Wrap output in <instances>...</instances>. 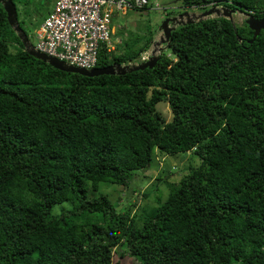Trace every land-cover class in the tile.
I'll list each match as a JSON object with an SVG mask.
<instances>
[{
    "label": "trees",
    "instance_id": "trees-1",
    "mask_svg": "<svg viewBox=\"0 0 264 264\" xmlns=\"http://www.w3.org/2000/svg\"><path fill=\"white\" fill-rule=\"evenodd\" d=\"M11 1L30 39L19 19L30 0ZM157 7L264 18V0ZM153 32L101 45L96 68L136 61ZM253 38L216 17L177 28L153 69L85 77L29 55L0 4V264H264V30ZM157 152L201 163L163 170L133 202Z\"/></svg>",
    "mask_w": 264,
    "mask_h": 264
},
{
    "label": "built area",
    "instance_id": "built-area-1",
    "mask_svg": "<svg viewBox=\"0 0 264 264\" xmlns=\"http://www.w3.org/2000/svg\"><path fill=\"white\" fill-rule=\"evenodd\" d=\"M149 0H56L53 11L35 31L36 50L72 66L96 67L99 48L115 49L113 19L145 9ZM149 51L128 64L147 62Z\"/></svg>",
    "mask_w": 264,
    "mask_h": 264
},
{
    "label": "rangeland",
    "instance_id": "rangeland-1",
    "mask_svg": "<svg viewBox=\"0 0 264 264\" xmlns=\"http://www.w3.org/2000/svg\"><path fill=\"white\" fill-rule=\"evenodd\" d=\"M151 5L149 6L148 11L144 12H138L131 10L127 12L126 14L120 13L116 15L113 19V27L115 28V34H112V39L115 41V44L118 41H121V38H129L131 34H134L135 36H139L141 39L145 34L147 35V31L151 28L152 31L155 32V37L157 34V29L162 24V15L163 10L162 7L160 9L157 7V5L160 3L161 0H150ZM30 4L28 6H19V19L21 22H24L26 24V28L29 31L30 41L33 43V45L36 44L35 39L32 37L34 34V27L31 25L29 18H36L37 22H39L36 26V28L39 26V24L42 22L44 17H47L50 12L53 11L54 5L56 0H30ZM179 0H162V5H174L178 3ZM27 13V15H26ZM247 19V16L243 13H238L235 15L234 22L237 25H242L245 20ZM153 32V33H154ZM154 37V38H155ZM119 38V39H117ZM170 50H166L165 53H168ZM158 111L163 115V117L166 119L167 122L172 120V112L169 107V103L167 102H161L157 106ZM201 160L198 156H196L194 153L189 154H182L177 156H166L162 157V155L159 154V152L156 153L153 162H152V168L151 170H145L138 172V177L136 179H140L144 177L148 178V181L146 179H141L139 181L133 180L132 185H140L139 186V193L134 194V200L139 197V201L141 200V197L144 195L145 191L153 187L154 183L156 182V177L160 176V173H168V172H174L173 170L176 169L179 165L182 166V169L185 168L187 171L190 167H196L200 165ZM161 170V171H160ZM164 170V172H163ZM177 181L178 178L174 177ZM161 186V185H160ZM162 189L164 188V185L161 186ZM108 188V189H107ZM121 189L115 186H108V185H102L100 189V193L98 194H106L109 195L112 201L118 202L119 198H123L125 195V192H121ZM156 195V193H153V196ZM94 196V193L90 194V197ZM153 200V198L151 197ZM149 199H146L145 202H147ZM141 203V202H139ZM68 204L60 205L55 208V214L60 212L64 206ZM142 205V204H141ZM113 264H142L141 262L137 261L135 258H132L130 256H127L124 259L120 258V255L117 254L114 258Z\"/></svg>",
    "mask_w": 264,
    "mask_h": 264
},
{
    "label": "water",
    "instance_id": "water-1",
    "mask_svg": "<svg viewBox=\"0 0 264 264\" xmlns=\"http://www.w3.org/2000/svg\"><path fill=\"white\" fill-rule=\"evenodd\" d=\"M0 4L4 7V10L7 13L8 23L10 27L19 37L26 52L29 55L51 65L52 67L60 71L67 73H75L85 77H97L103 75L124 76L136 71L153 69L160 60L161 53L168 48L172 34L177 30V28L195 24L208 19H214L216 17L229 19L232 23L235 24V15L241 13L239 11L232 10L228 7H212L200 13L180 8V10L178 9V12L176 14L171 16L165 14L162 18V24L157 29L156 37L154 38L151 48L149 50V61L126 65H112L107 68H94L92 70H88L72 66L66 62L50 57L36 50L35 46L28 38L27 33L20 26L16 4L11 0H0ZM246 16V24L250 27L252 31H254V38L252 40L254 41L260 35L261 31L264 30V18L258 19L254 16H249L247 14ZM252 41H250V43H252Z\"/></svg>",
    "mask_w": 264,
    "mask_h": 264
},
{
    "label": "crops",
    "instance_id": "crops-1",
    "mask_svg": "<svg viewBox=\"0 0 264 264\" xmlns=\"http://www.w3.org/2000/svg\"><path fill=\"white\" fill-rule=\"evenodd\" d=\"M160 3H161V1H160ZM115 32H116V31H115V28H114V34H115ZM117 39H118V38H117ZM118 42H119V41H118Z\"/></svg>",
    "mask_w": 264,
    "mask_h": 264
},
{
    "label": "clouds",
    "instance_id": "clouds-1",
    "mask_svg": "<svg viewBox=\"0 0 264 264\" xmlns=\"http://www.w3.org/2000/svg\"><path fill=\"white\" fill-rule=\"evenodd\" d=\"M114 28V27H113ZM115 42V41H114ZM120 42V41H119ZM118 43V42H117ZM35 46V45H34ZM81 68V67H80ZM96 68V67H95ZM94 69V68H93ZM92 70V69H91Z\"/></svg>",
    "mask_w": 264,
    "mask_h": 264
},
{
    "label": "bare ground",
    "instance_id": "bare-ground-1",
    "mask_svg": "<svg viewBox=\"0 0 264 264\" xmlns=\"http://www.w3.org/2000/svg\"><path fill=\"white\" fill-rule=\"evenodd\" d=\"M119 39V38H118Z\"/></svg>",
    "mask_w": 264,
    "mask_h": 264
}]
</instances>
